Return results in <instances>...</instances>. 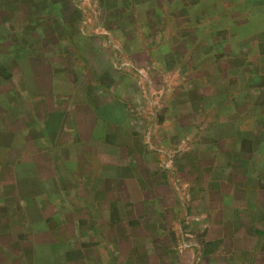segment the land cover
I'll list each match as a JSON object with an SVG mask.
<instances>
[{
    "label": "crops",
    "instance_id": "0c3cea01",
    "mask_svg": "<svg viewBox=\"0 0 264 264\" xmlns=\"http://www.w3.org/2000/svg\"><path fill=\"white\" fill-rule=\"evenodd\" d=\"M156 1L0 43V264H264V0L176 31Z\"/></svg>",
    "mask_w": 264,
    "mask_h": 264
},
{
    "label": "trees",
    "instance_id": "16d2710c",
    "mask_svg": "<svg viewBox=\"0 0 264 264\" xmlns=\"http://www.w3.org/2000/svg\"><path fill=\"white\" fill-rule=\"evenodd\" d=\"M35 1L39 3L40 6L33 8L32 3L35 5L37 4L33 0H0V32L4 31L5 34V38L3 36L2 38H0L1 44H19L23 46L28 44L29 46H39L41 48V51L45 49V47H47L48 45H55L62 40L61 38H59V36H57L60 32L56 31L57 26L53 23L54 20H59L60 18L63 25H65L67 28L78 23V11L72 10L71 7L68 5L67 0H49L47 6H45L44 4L47 3L48 0ZM165 1L168 2L167 4H169V7L171 9L169 10V13L164 12V5L159 3L160 0H157L156 4L153 5L151 8V12L154 14L153 18H151V20H148L147 22H144V24L146 23L145 27L151 28L153 23H155V20L158 19L161 15L165 18L164 21L167 20L165 27L168 30L176 31L177 29H180L183 25V28L191 29L189 21H185L182 23L177 22V18L174 17V13L177 10L179 11L181 9V6H184L186 8L191 7L193 5L192 0ZM65 7L69 8L71 13L75 14L74 20L69 21L68 24L64 22ZM21 15H25V19L23 20V23L19 25V20H17V18L14 19L13 16L15 17ZM141 23L143 24V22ZM59 30L63 32L62 28H60ZM65 34L66 33L64 31V36ZM70 39L71 38L68 37V43L75 45V43L72 42ZM39 53L41 56L44 54L41 52ZM8 223L9 222H6L7 226ZM14 231L15 228L11 230V233L13 234ZM16 233L17 235H20V231L17 229Z\"/></svg>",
    "mask_w": 264,
    "mask_h": 264
},
{
    "label": "rangeland",
    "instance_id": "374dc122",
    "mask_svg": "<svg viewBox=\"0 0 264 264\" xmlns=\"http://www.w3.org/2000/svg\"><path fill=\"white\" fill-rule=\"evenodd\" d=\"M85 1H87V2H85ZM255 1H257V0H200V1H198V4H195L193 6L192 11H193V14H195V15L204 14V17L206 19H209L213 23V25H214V22H216V25L218 26L220 23H223V21H221V20H223V18L225 17V15L227 13H230V14L234 13V12L239 13L241 11L243 16L253 14L254 10L251 8L249 3H251V2L254 3ZM84 3L86 5H84ZM82 5H84V7H86V8L92 9V8H90V4H89L88 0H82ZM15 8H17V7H15ZM64 10H65L64 11L65 12L64 22L68 24L69 21L74 20L75 14L71 13L69 8H67V7H65ZM56 16H58V15H56ZM79 16L80 15L78 13L77 17H79ZM85 16L87 17V22H84V24L81 27V30H84V29L87 30L88 29V32H89V31H91L90 26L91 25L93 26L94 22L89 20V16H90L89 14H86ZM13 18L14 19L17 18V20H19V22H20L19 25H21L23 23V20L25 19V15L15 16V17L13 16ZM55 18H57V17H55ZM79 19H81V16L79 17ZM219 21H221V22H219ZM53 23L56 24V26H57L56 31L60 32V33H58L57 36H59V38H61L62 40L65 38V36H64V31H65L67 36H69L71 38L70 40L72 42H74L75 44H78L80 46H88L89 45L88 40L83 39V38L81 39V38H78L76 36L77 30H79L78 24L70 26L67 28L65 25H63L60 18H59V20H54ZM60 28H62L63 32L59 30ZM2 36L5 38L4 31L0 32V38H2ZM176 72L177 71L174 70L172 73L169 72V74H167L168 77L170 76L169 81L176 78V76H177ZM136 75H138V74H136ZM154 101H155L154 104L158 102V100L156 101V99H154ZM146 106L148 107V108L146 107V110L150 111L151 108L147 102H146Z\"/></svg>",
    "mask_w": 264,
    "mask_h": 264
}]
</instances>
